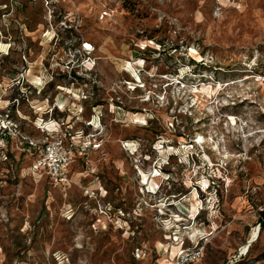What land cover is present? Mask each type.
<instances>
[{
  "label": "rangeland",
  "instance_id": "1",
  "mask_svg": "<svg viewBox=\"0 0 264 264\" xmlns=\"http://www.w3.org/2000/svg\"><path fill=\"white\" fill-rule=\"evenodd\" d=\"M261 211L264 0H0V264H264Z\"/></svg>",
  "mask_w": 264,
  "mask_h": 264
},
{
  "label": "built area",
  "instance_id": "2",
  "mask_svg": "<svg viewBox=\"0 0 264 264\" xmlns=\"http://www.w3.org/2000/svg\"><path fill=\"white\" fill-rule=\"evenodd\" d=\"M29 144L31 145V148H37L39 151L33 164L36 171L46 173L54 179L56 183L68 182L66 168L72 159L71 146H66L59 138L46 141L39 145L31 141ZM198 255V249L188 251L182 250L176 255L173 264H186L189 261L196 259Z\"/></svg>",
  "mask_w": 264,
  "mask_h": 264
},
{
  "label": "bare ground",
  "instance_id": "3",
  "mask_svg": "<svg viewBox=\"0 0 264 264\" xmlns=\"http://www.w3.org/2000/svg\"><path fill=\"white\" fill-rule=\"evenodd\" d=\"M202 138H201V136L199 137V139L197 140L198 142H202V140H201ZM150 173V172H149ZM149 173H146V172H143V174H142V179L143 180H147V184L149 183V178L154 174V171L153 172H151V174H149ZM149 174V175H148ZM155 187H156V183H155V181L154 180H152L151 182H150V185H149V188H150V190H155ZM152 192V191H151ZM194 210H195V207H194ZM173 216H175L176 218H175V222H177V220H180L181 219V217H179L178 215H173ZM178 216V217H177ZM172 219V218H171ZM173 252H174V250H171V254H173Z\"/></svg>",
  "mask_w": 264,
  "mask_h": 264
},
{
  "label": "trees",
  "instance_id": "4",
  "mask_svg": "<svg viewBox=\"0 0 264 264\" xmlns=\"http://www.w3.org/2000/svg\"><path fill=\"white\" fill-rule=\"evenodd\" d=\"M260 216H261V222H260L261 225L262 221L264 222V211H261Z\"/></svg>",
  "mask_w": 264,
  "mask_h": 264
}]
</instances>
